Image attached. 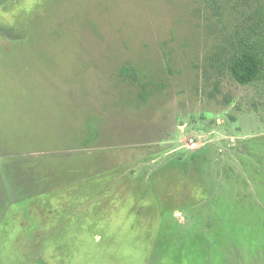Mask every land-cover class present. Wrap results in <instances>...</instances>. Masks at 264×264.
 <instances>
[{
	"label": "rangeland",
	"instance_id": "rangeland-1",
	"mask_svg": "<svg viewBox=\"0 0 264 264\" xmlns=\"http://www.w3.org/2000/svg\"><path fill=\"white\" fill-rule=\"evenodd\" d=\"M250 28L264 0H0V264H264Z\"/></svg>",
	"mask_w": 264,
	"mask_h": 264
},
{
	"label": "trees",
	"instance_id": "trees-1",
	"mask_svg": "<svg viewBox=\"0 0 264 264\" xmlns=\"http://www.w3.org/2000/svg\"><path fill=\"white\" fill-rule=\"evenodd\" d=\"M226 52L224 66L239 83L264 79V36L257 37L255 30L246 29ZM123 71L131 70L124 67Z\"/></svg>",
	"mask_w": 264,
	"mask_h": 264
}]
</instances>
